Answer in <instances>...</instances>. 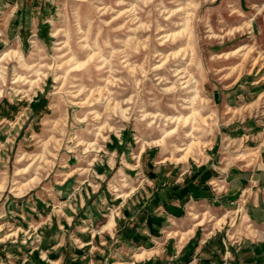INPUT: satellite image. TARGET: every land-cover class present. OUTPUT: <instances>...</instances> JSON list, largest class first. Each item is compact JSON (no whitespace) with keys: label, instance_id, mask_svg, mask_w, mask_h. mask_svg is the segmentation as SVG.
<instances>
[{"label":"rangeland","instance_id":"rangeland-1","mask_svg":"<svg viewBox=\"0 0 264 264\" xmlns=\"http://www.w3.org/2000/svg\"><path fill=\"white\" fill-rule=\"evenodd\" d=\"M252 174L264 0H0V264H69L76 214L120 199L133 214L163 182L191 193L156 261L193 230L222 248L259 240Z\"/></svg>","mask_w":264,"mask_h":264},{"label":"crops","instance_id":"crops-1","mask_svg":"<svg viewBox=\"0 0 264 264\" xmlns=\"http://www.w3.org/2000/svg\"><path fill=\"white\" fill-rule=\"evenodd\" d=\"M247 175L248 173L246 176L240 172L234 173L230 182L238 183L243 178H247ZM250 179L253 184L255 183L258 191L261 188L264 191V175L253 178L252 174ZM197 182L199 180L195 179L194 184ZM160 186L159 191H150L145 196L146 200L142 205L135 206L133 214L126 213L124 208L121 212V205L127 199H120L122 202L118 209L113 205V208L102 207L98 215L95 211L85 215L76 214L74 217L78 226L75 228V233L70 232L68 235V238L76 243L72 249V257H67L70 258L69 264H212L214 258L221 261L223 257L228 256L232 258L231 264H264V236L254 241L239 238L230 242L231 244L226 240L222 248L218 242L209 240V236L194 240L192 238L194 230L181 244L179 241L177 244L176 241L174 254L166 255V258L173 260L156 261L161 259V256L157 257V250L163 253L165 249L173 247L171 242L176 235L168 234L167 228L171 225L173 232L183 230L185 226L183 222L177 224L168 212L177 211L173 206H180L182 200L191 193L189 187L182 189L186 187L184 185L171 187L170 184L163 182ZM23 200H20V204ZM130 202L132 203V200ZM169 204L172 208H169ZM251 211L255 214L253 215L255 218L251 217ZM247 213L253 219L249 220L252 223L264 224V199L255 198L247 208ZM34 217L36 216L30 215L27 220L38 225L40 219ZM20 225L24 226L22 222ZM52 246L56 247L57 244H51L49 248ZM100 253L102 259L97 260L96 257ZM66 263H68L67 259L63 264Z\"/></svg>","mask_w":264,"mask_h":264},{"label":"built area","instance_id":"built-area-1","mask_svg":"<svg viewBox=\"0 0 264 264\" xmlns=\"http://www.w3.org/2000/svg\"><path fill=\"white\" fill-rule=\"evenodd\" d=\"M221 264H231V259L229 258L224 259L223 262H221Z\"/></svg>","mask_w":264,"mask_h":264},{"label":"bare ground","instance_id":"bare-ground-1","mask_svg":"<svg viewBox=\"0 0 264 264\" xmlns=\"http://www.w3.org/2000/svg\"><path fill=\"white\" fill-rule=\"evenodd\" d=\"M0 187H2V184H0Z\"/></svg>","mask_w":264,"mask_h":264}]
</instances>
